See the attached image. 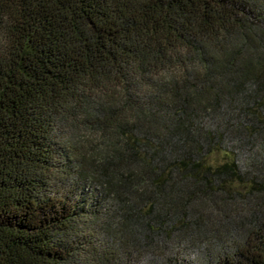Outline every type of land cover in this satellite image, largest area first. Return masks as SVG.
I'll list each match as a JSON object with an SVG mask.
<instances>
[{"label": "trees", "instance_id": "obj_1", "mask_svg": "<svg viewBox=\"0 0 264 264\" xmlns=\"http://www.w3.org/2000/svg\"><path fill=\"white\" fill-rule=\"evenodd\" d=\"M209 233L264 264V0H0V264Z\"/></svg>", "mask_w": 264, "mask_h": 264}, {"label": "rangeland", "instance_id": "obj_2", "mask_svg": "<svg viewBox=\"0 0 264 264\" xmlns=\"http://www.w3.org/2000/svg\"><path fill=\"white\" fill-rule=\"evenodd\" d=\"M236 153V151H235ZM257 153L252 151L245 152L247 157H254ZM210 234V233H209ZM206 236H197L196 243H186L185 239L174 241L172 235H169L166 240L158 239L154 241L153 249L142 251H134L127 255L119 257V264H159L163 258H169L171 263L186 262L188 264H207L214 260L216 253L225 251L229 248L232 238L225 237L223 241L214 239V234ZM208 236V237H207Z\"/></svg>", "mask_w": 264, "mask_h": 264}]
</instances>
